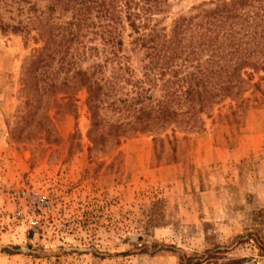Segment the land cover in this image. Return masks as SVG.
<instances>
[{
  "label": "rangeland",
  "instance_id": "1",
  "mask_svg": "<svg viewBox=\"0 0 264 264\" xmlns=\"http://www.w3.org/2000/svg\"><path fill=\"white\" fill-rule=\"evenodd\" d=\"M206 1L167 0L166 30ZM129 40L141 77L151 56L135 57ZM40 45L0 32V264H264L262 72L240 99L201 113L197 129L171 125L160 140L142 131L92 145L80 87L73 111L49 110L50 136L15 142L21 67Z\"/></svg>",
  "mask_w": 264,
  "mask_h": 264
},
{
  "label": "trees",
  "instance_id": "2",
  "mask_svg": "<svg viewBox=\"0 0 264 264\" xmlns=\"http://www.w3.org/2000/svg\"><path fill=\"white\" fill-rule=\"evenodd\" d=\"M164 12L167 0H0V32L41 43L21 67L22 104L10 139L50 136L49 110L73 111L83 87L92 145L113 146L142 131L160 140L169 126L197 129L201 113L240 99L254 85L252 73L264 78V0L201 2L168 30ZM125 37L135 57L149 51L141 77L124 54ZM89 58L90 69L82 68Z\"/></svg>",
  "mask_w": 264,
  "mask_h": 264
}]
</instances>
